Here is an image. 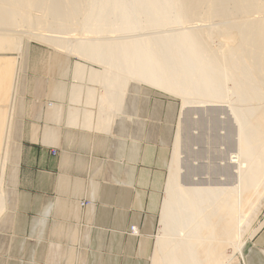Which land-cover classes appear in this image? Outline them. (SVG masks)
I'll return each instance as SVG.
<instances>
[{"label":"crops","instance_id":"obj_1","mask_svg":"<svg viewBox=\"0 0 264 264\" xmlns=\"http://www.w3.org/2000/svg\"><path fill=\"white\" fill-rule=\"evenodd\" d=\"M77 61L86 70L80 82ZM92 66L64 52L39 54L31 45L22 56L0 53V152L9 139L0 264L151 263L157 188L180 105L130 82L122 103L101 106L98 78L88 76ZM106 107L115 109L113 118ZM131 226L139 236L129 233ZM254 241L264 247L263 227Z\"/></svg>","mask_w":264,"mask_h":264},{"label":"bare ground","instance_id":"obj_2","mask_svg":"<svg viewBox=\"0 0 264 264\" xmlns=\"http://www.w3.org/2000/svg\"><path fill=\"white\" fill-rule=\"evenodd\" d=\"M36 1L38 5L47 1L49 4L46 6L62 2ZM70 1L74 2L69 0V4ZM94 1L97 3L94 4ZM210 1L212 10L208 14L225 19L226 26H210L208 30L200 32L187 27L167 28L168 25L184 23L200 0H85L88 3L85 6L89 9H85V24L78 26L79 33L91 35L107 31L108 28L121 33L141 32L129 37L108 38L110 42L100 43L90 37H74V44L70 43L74 52L96 59L104 67L103 76L90 78L93 82L98 78V85L102 87L97 98L101 106L106 103L112 108L119 105L126 87L136 77L135 81L181 97L182 107L189 103H225L237 124L238 148L235 158L239 177L238 184L233 188L215 187L206 182H183L180 177L181 138H174L173 151L167 161L166 199L159 214L160 232L150 264H224L234 252L243 254L242 229L254 213L253 208L246 207L244 201L253 193L250 204L255 208L264 198V185L259 186L264 178L263 21L252 29L255 47L261 50V56H248L242 49L241 41L233 39L244 37L242 25L234 21L238 19L240 10L253 8L255 0H247L245 4L235 2L230 10L225 8V0ZM30 6L26 0H0V23L7 24L14 15L26 22L31 18L26 10ZM76 8L73 6L70 11ZM53 10L51 8L47 14L54 13ZM54 17L55 22L61 21L59 17ZM214 31L219 36L231 37L225 40L227 45L229 43L226 54L218 55L209 49ZM126 38L129 40L123 41ZM2 44L0 42V49ZM83 67H76V75L80 78L86 71ZM96 73L93 72V75ZM88 91L90 97L92 92ZM108 109L111 118L115 109ZM100 125L102 127L103 124ZM4 170L5 166L1 164V176ZM2 197L6 198L7 192L0 188ZM130 230L134 233L132 236H139L138 228L136 232L134 227ZM243 261L244 264H254L245 257Z\"/></svg>","mask_w":264,"mask_h":264},{"label":"rangeland","instance_id":"obj_3","mask_svg":"<svg viewBox=\"0 0 264 264\" xmlns=\"http://www.w3.org/2000/svg\"><path fill=\"white\" fill-rule=\"evenodd\" d=\"M29 2L31 6L26 10L31 15L29 20L23 22L19 16L14 15L13 20L6 23H0V42H2V46L0 49V53L7 52H15L22 56L23 52H26L28 46L37 51L39 54L55 52V53H68L77 59H82L85 62L92 63L91 71L89 79L93 76H103L104 75V67L102 64L98 63V60L93 58H87L82 54H78L74 52L71 48V44H74L75 38L79 37L85 39L87 37L96 39L95 42H110L107 40L108 38L115 37H125L131 36L132 34L140 33L141 31H133L129 33H121L117 31H113V28H108L107 31H100L94 34H81L78 26L85 24L84 17L86 11L89 9L85 6V0H73L74 2L69 4V0H62L58 4H49L47 1L39 5L35 0H26ZM247 0H225L226 9L230 10L233 8V4L236 2L245 4ZM97 1H94V4ZM255 5L253 8L246 11L245 9L240 10L238 19L234 21L235 24L242 25L241 31L244 37L239 38L235 37L233 39L240 40L242 49L248 56H261V50L255 47V37L252 35V29L257 26V24L263 21L264 25V0H255ZM88 3H86L87 5ZM52 6V7H51ZM73 6L77 8L74 11H70ZM250 6V5H249ZM87 7V10L85 11ZM31 8V9H30ZM44 8V9H43ZM54 9V13L48 15L47 13L50 9ZM29 9V10H28ZM46 10V11H45ZM212 10L211 1L210 0H200L199 5L193 11V14L189 18L184 21L182 24H172L168 25L167 28L175 29L180 27H187L198 29V31L203 32L208 30L211 26L213 27H221L226 26V20L221 19L217 16L209 15L208 13ZM71 12V13H70ZM24 14V13H23ZM33 16V17H32ZM59 17L61 21H54L55 17ZM52 17V18H51ZM54 17V18H53ZM35 18V20H34ZM35 21V22H34ZM34 22V24H32ZM31 23V24H30ZM88 23V22H87ZM215 23V24H213ZM212 24V25H211ZM217 24V26H216ZM180 25V26H179ZM204 25V26H203ZM219 25V26H218ZM82 28V26H81ZM3 29V30H2ZM65 29V30H63ZM150 30H142V32H148ZM152 31V30H151ZM36 32V33H35ZM65 32V33H59ZM5 33V34H4ZM72 34V35H70ZM80 34V35H79ZM64 37H62V36ZM68 35V36H67ZM264 35V31H263ZM217 31H214L211 36L210 47L213 52L218 55L223 52L226 54L227 43L225 40L231 39L228 37L219 36ZM75 37V38H74ZM19 40V41H18ZM129 40L128 38L123 39V41ZM122 41V40H121ZM5 43V44H4ZM19 43V44H18ZM71 43V44H70ZM214 43V44H213ZM18 45V46H16ZM14 46V47H13ZM18 47V48H16ZM15 49V50H13ZM15 61V60H14ZM16 62V61H15ZM22 63V60L19 61ZM77 65H84L83 62L77 61ZM97 65L98 70L95 68ZM15 72V71H14ZM93 72H97L93 75ZM101 72V73H100ZM77 73V71H76ZM80 78L76 76L77 81H82L84 79V75ZM95 78V77H93ZM136 80V77L134 78ZM132 80L131 82H137L163 92L167 95L174 97L180 105L178 121L176 126V134L175 137L178 136L180 140V150H181V165L182 172L180 173L181 180L183 182H206L210 183L215 187H229L233 188L238 184V163L236 162L235 156L237 155V124L233 118V115L230 111V108L225 103H189L182 107V98L175 96L169 92L164 91L161 88L150 86L149 84H144V82H138ZM19 83V72L14 73V79L12 80V88L10 93V99L7 106V110H10L9 113V123L11 126L13 120V113L15 104L17 101V88ZM106 89V88H105ZM100 90L102 87L98 85V95H100ZM52 104H48L51 106ZM112 118V116H111ZM179 134V135H178ZM8 150H9V139L6 137L5 146L3 144L0 152V167L1 164L5 166L3 175H0V188L5 189L4 186V177L6 173V166L8 162ZM173 151L171 146L168 151L167 161L170 159V154ZM166 161V162H167ZM3 162V163H2ZM168 164L165 165L163 177L161 178L158 188H157V199H158V215L159 211L166 199L165 193V184L167 183V175H168ZM243 169V168H242ZM259 186L264 185V178L260 182ZM253 193L250 194L248 198L244 201L246 207L250 206L253 208V214L242 229V244L243 254L240 252H234L229 260L224 264H244L245 260L253 261L256 264H259V261L262 259L264 261V247L255 245V234L260 228H264V198L260 201L259 204L254 208L251 206V200ZM264 197V194H263ZM0 203H3V211L0 216L5 211L6 198H0ZM257 214V216L253 219V217ZM253 219V220H252ZM134 227V231L136 232V226ZM130 227V228H131ZM158 232H160V226L158 223V216L154 234L152 236L151 242L152 245L155 244L158 236ZM130 234H134L129 229ZM155 245H153L154 247ZM249 254V255H248ZM242 257V258H241ZM28 261V260H27ZM24 261V262H27Z\"/></svg>","mask_w":264,"mask_h":264},{"label":"built area","instance_id":"obj_4","mask_svg":"<svg viewBox=\"0 0 264 264\" xmlns=\"http://www.w3.org/2000/svg\"><path fill=\"white\" fill-rule=\"evenodd\" d=\"M132 231H133V229H132Z\"/></svg>","mask_w":264,"mask_h":264}]
</instances>
